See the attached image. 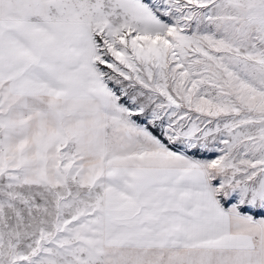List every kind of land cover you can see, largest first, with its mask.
<instances>
[{"label": "snow or ice", "instance_id": "6c2138e0", "mask_svg": "<svg viewBox=\"0 0 264 264\" xmlns=\"http://www.w3.org/2000/svg\"><path fill=\"white\" fill-rule=\"evenodd\" d=\"M0 264H264V0H0Z\"/></svg>", "mask_w": 264, "mask_h": 264}]
</instances>
